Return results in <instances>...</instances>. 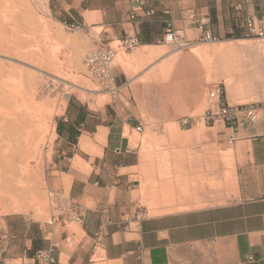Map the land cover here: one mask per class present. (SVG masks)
Wrapping results in <instances>:
<instances>
[{
  "label": "crops",
  "instance_id": "crops-1",
  "mask_svg": "<svg viewBox=\"0 0 264 264\" xmlns=\"http://www.w3.org/2000/svg\"><path fill=\"white\" fill-rule=\"evenodd\" d=\"M50 10L85 30L98 29L97 44L112 46L125 35L137 36L139 45L125 52L129 61L148 62L162 54L168 27L189 42L130 76L126 69L134 65L124 69L117 63L111 69L114 104L91 107L68 97L55 121L54 155L82 218L73 222L79 228L69 236L58 223H37L36 234H19L22 249L13 255L11 239L16 235L5 218L0 264H264V110L252 125L235 131L219 123L197 133L196 126L181 123L200 104L187 102L189 74L174 68L165 89L168 99L180 103L166 108L149 94L156 89L151 84L161 81L144 80L179 52H218L215 62L223 49L229 54V82L224 85L228 102L263 97L264 58L252 49L259 44L253 38L223 37L246 29L247 16L264 18V0H56ZM149 10L153 12L147 14ZM202 21L218 42L196 41ZM237 49L243 50L242 58L235 57ZM150 50L158 53L149 57ZM140 52L145 56L139 57ZM193 57L204 91L207 73ZM214 64L210 76L220 73L219 63ZM145 177L176 191L166 213L135 221L145 208L139 196L141 188L150 186ZM125 214L133 218L128 230L122 227ZM98 229L104 233L100 245L93 239ZM68 236H76V243L69 245ZM38 239L40 248L51 250L52 262L36 256L39 247L33 241ZM97 248L100 258L93 259Z\"/></svg>",
  "mask_w": 264,
  "mask_h": 264
},
{
  "label": "rangeland",
  "instance_id": "rangeland-1",
  "mask_svg": "<svg viewBox=\"0 0 264 264\" xmlns=\"http://www.w3.org/2000/svg\"><path fill=\"white\" fill-rule=\"evenodd\" d=\"M6 2L9 6L5 8V12L1 13L2 17L0 18V29L3 30L6 28L2 33L0 32V37L8 43H4L3 47H0V51L2 52H0V89H7L6 91L9 96L11 95V98L24 96V86L30 81H34L36 86L35 92L28 91L30 97H27L29 101L33 100L39 109L40 107L42 108L40 109L42 114H40L42 116L41 120L49 127V133L44 141L45 143L43 142L42 145L43 156L38 168V176L33 180L22 183L14 179V181L11 180V172L13 173L11 171V163L5 157L4 152L6 149L0 144V248L4 246V219L8 218L10 219L8 221L10 232L16 235L11 239L12 254L15 255L21 251L23 245V239L19 236L20 233L28 230L29 233L36 234L38 232L37 223L51 222L50 209L53 194L58 193L64 198H71L70 186L66 187V181L64 179L67 175L59 172L57 169V157L54 155L55 121L62 114L64 104L68 97L76 96L82 101L88 102L91 107H98L105 103L114 104L116 90L113 85H111V88H102L84 66L86 54L99 45L97 44L98 29L85 30L81 26L76 28L70 27L69 24H64L63 20L50 10L56 0H6ZM36 30L39 31L36 32ZM179 35L178 44L180 45L166 44L163 42L160 48H163L165 52L176 50L178 46L182 48L187 47L181 38V34ZM186 35L191 37V32H187ZM223 38H253V42L258 43L259 46L258 48L253 46L252 49L261 53L264 58V49L262 48L264 46V40L260 38L256 39L257 37L250 35L245 28H242L240 31H232ZM218 40L216 37V40L213 42H218ZM117 45L118 42H114L112 46L117 47ZM192 50L191 48L187 54L185 52L174 54V56L168 58L164 63L160 64L144 77V80L148 81H161V84L155 82L151 84V87L156 89L149 93L154 99L161 101V103L158 102L159 107L166 108L167 104L176 105L180 103L177 99H168L170 94L165 89V84L169 82L168 79L171 77L174 68L178 69L181 67L189 74L187 78L189 83V98L187 97V102L189 104H195L200 100L198 108L188 115L203 113L206 107V89L210 82H222L225 86L229 82L226 76V71L229 68L227 65L229 58L227 50H220L219 60L215 62L214 54L218 52L214 54L195 55ZM125 52L121 49L117 50L112 62V68L120 62V65L124 69L127 66L129 67L130 64H133L134 67L130 68V70L132 69L131 71L126 69L128 76L148 64L149 66L154 65L156 63L155 59L164 53L146 62L144 60L129 61L125 58ZM242 52V49H237L235 51V57L242 58ZM193 55L199 58L201 65L207 73L204 91L201 80L196 76L199 67ZM119 57L123 58L120 60ZM230 57L233 56L231 55ZM213 62L216 65L218 63L220 65L221 70L217 76H210ZM52 66L57 71L62 72L65 77L71 78L70 81L53 80L52 76L46 73L48 72V68ZM173 94L171 93V95ZM164 96L167 97L166 100ZM252 101H261L264 103V96L238 101L229 99V103L231 104ZM108 112L110 114L109 109ZM196 127L198 128L197 133L205 130V126L202 123L196 125ZM158 178L161 180L164 179L163 175H159ZM153 179L145 177V183L150 186L141 188L139 192L141 204L145 205V209L147 210L146 216L149 217L166 213L170 209V198L174 196L176 191V189L169 187H157V183L164 184V182H156ZM9 189H12V192ZM162 199H166V203L157 205L159 200ZM77 227L79 228L78 224L73 222L66 223L65 227H62L59 223L57 224L59 230H67L69 235L70 232H77ZM98 258H100L99 248H97L96 255L93 259Z\"/></svg>",
  "mask_w": 264,
  "mask_h": 264
},
{
  "label": "built area",
  "instance_id": "built-area-1",
  "mask_svg": "<svg viewBox=\"0 0 264 264\" xmlns=\"http://www.w3.org/2000/svg\"><path fill=\"white\" fill-rule=\"evenodd\" d=\"M153 11L149 10L147 14ZM203 21L198 25L196 41H215L216 37L209 31L202 28ZM70 27H78L76 23L69 24ZM245 27L249 33L264 37V18L255 19L252 16L245 18ZM180 35L171 27H168L162 40L166 44L178 45V37ZM181 38L185 42L184 35ZM186 44V43H185ZM139 45V39L135 35H125L118 40L117 47L100 43L93 50H90L84 58V66L86 70L105 88H111L113 85V75L111 72L112 62L116 56L117 50L128 51L136 48ZM264 110L262 103H236L231 104L225 96V88L221 82H210L206 89V107L202 114H190L182 118L181 123L185 126H196L203 124L204 126H214L219 123L233 129L234 131L241 126L252 125L261 115ZM138 130L141 127H137ZM51 222L65 225L68 222H81L82 218L75 211L74 203L69 198H64L58 193H54L51 197ZM147 210L144 208L140 213L134 216L135 221L146 217ZM133 218L125 214L122 219V227L125 230L129 229L130 221ZM72 234V233H70ZM70 236V235H69ZM67 237V242L70 245L76 243L75 237ZM104 238V233L98 229L93 234L95 244L100 245ZM36 256L43 257L50 262L53 261L51 250H38ZM249 259H253L249 256Z\"/></svg>",
  "mask_w": 264,
  "mask_h": 264
},
{
  "label": "bare ground",
  "instance_id": "bare-ground-1",
  "mask_svg": "<svg viewBox=\"0 0 264 264\" xmlns=\"http://www.w3.org/2000/svg\"><path fill=\"white\" fill-rule=\"evenodd\" d=\"M8 6L9 5L6 2V0L0 1V18L2 17L1 13L5 12V8ZM3 22H5V21H3ZM26 26H28V25H26ZM5 27H6V25H5ZM33 27H34V25H33ZM35 27H37V26H35ZM5 29H3V30L0 29V32L2 33ZM33 30H35V29H33ZM37 31H39V30H36V32ZM249 34L254 35L251 33H249ZM254 36H256L257 38H263L264 39V37H260L257 35H254ZM4 43L8 44L7 42H5V40L2 37H0V45H1L0 47H3ZM9 45H11V44H9ZM3 49L6 51L5 48H3ZM214 49H216V48H214ZM7 52H9V51H7ZM151 52H153V51H151ZM157 53H158V50L156 52L149 54L148 56L153 57ZM138 56L143 57L145 55L143 52H140L138 54ZM119 58L121 60V57H119ZM32 65H34V64H32ZM35 65H37V63H35ZM46 73L51 75L52 79L55 81H70V79H71V78L65 77V75H63L62 72L57 71L56 68L53 66L49 67L48 72H46ZM51 82H52V80H51ZM101 86H102V88L105 89V87L103 85H101ZM3 87H5V86H3ZM35 88H36V86L34 84V81H30L29 83L26 84V86H24V91H23L25 93L24 96L22 95V96H17L14 98H11L10 97L11 95L9 96V94L6 91L7 89H2V88L0 89V123H1L0 124V132H1L0 144L4 146V149H6L4 152L5 157H7V159L11 163V167H12L11 171H13V173L11 172V178H12L11 180L14 179L20 183L27 182L29 180H33V179H35V177L37 178L38 170H39L38 168H39V165L41 162V158L43 156L42 155V148H43L42 145H43V142L45 141V139L49 133V129H48L49 127L46 125V123L44 124V122H42V120H41L42 114H41L40 109H42V108L40 107V109H39L36 106V104L33 102V100L29 101L28 97H27L30 95V93H28V91L35 92ZM252 102L261 103L258 101H252ZM248 103H251V102H248ZM2 149H3V147H2ZM8 171L10 172L9 169H8ZM9 191L12 192V189H9ZM161 203H164V200H159L158 204H161ZM74 206H75V204H74Z\"/></svg>",
  "mask_w": 264,
  "mask_h": 264
},
{
  "label": "trees",
  "instance_id": "trees-1",
  "mask_svg": "<svg viewBox=\"0 0 264 264\" xmlns=\"http://www.w3.org/2000/svg\"><path fill=\"white\" fill-rule=\"evenodd\" d=\"M63 22L64 23H66V24H70L71 22L70 21H68V20H63ZM41 241L38 239V240H36V241H33V246H35V247H39V249L38 250H42V249H45V248H47V247H45V248H40L41 247ZM37 250V251H38Z\"/></svg>",
  "mask_w": 264,
  "mask_h": 264
}]
</instances>
